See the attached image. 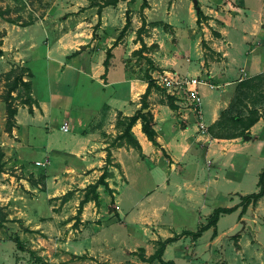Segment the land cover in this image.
I'll use <instances>...</instances> for the list:
<instances>
[{"label":"rangeland","instance_id":"1","mask_svg":"<svg viewBox=\"0 0 264 264\" xmlns=\"http://www.w3.org/2000/svg\"><path fill=\"white\" fill-rule=\"evenodd\" d=\"M110 1L113 0H0V22H8L6 19H12L15 23L9 22L10 24L20 25L21 27L35 23L40 24L31 27L28 32L16 33L25 40H28L29 37L34 38L36 47L28 51L25 49L24 52L27 54L28 60L23 66L26 70L24 80L29 81L30 88L21 85L12 95L14 97L13 103L17 107L32 106L33 101H35L32 95L33 90L36 98L38 97L41 101L46 100L47 105L49 104V113L46 114L44 119L32 122L31 126L22 127L20 132L21 139L24 140L23 143L25 144V146H22L21 153L25 157L22 162L27 166L23 167L29 176L28 180L31 184L41 182L44 190H48V186L42 183L45 172L52 179L55 174L62 175L63 162L67 165H72L73 162L64 159L62 152L56 151V149L65 147V143L71 142L74 133L71 118L66 117L65 112L73 113L74 109H79L86 113L89 109L99 106L101 100L106 98L110 91V88L107 89L108 93L104 91L103 86L98 83L99 80H92L90 76L84 73L75 74L71 68H66L63 71L69 57L64 53L61 54L58 58L60 62L57 64L49 60L47 47L51 42L52 48H55L58 35H63V32L69 33L70 29L79 25L85 31L81 34L85 39V33L90 30L96 33V37L102 36V44H99L98 47L95 46L90 50H86L91 43L82 44V46H85L83 49H81L82 46L79 48V50H84L81 56L82 59L93 57L95 63L100 65L108 57L109 47L107 44L109 42L113 48L119 46L118 55L124 57L127 50L125 47L129 48L134 42H138L136 38L137 30L142 25L141 6L143 0H120L116 4L109 5ZM249 1L250 7L246 11L247 13L240 16L239 14L233 15L228 11V14L221 18L219 15H205L204 12L198 16L193 0H148V3L151 2L152 5L149 4V7L144 9L148 25L142 36L144 40H148V43L152 44L141 54L133 52L131 61L136 62L135 64L140 68L143 77L148 69L154 74L164 70L177 73L173 68L158 67L155 69V64H151L147 58L152 57L151 53H157L156 58L159 64L170 65L173 63L176 67L178 66L177 70L180 72L178 74L183 75L181 68L185 70L187 64L192 67L198 66L200 63L199 53L200 55L203 54L202 56L207 62L215 59V52L206 42L201 40V38H204L203 34L205 33L202 32V28H207L205 31L209 33L210 30L209 35L215 36L213 29L224 26L221 20L226 23L225 27L229 31L228 40L233 44L230 50L238 51L241 42L240 35L237 32L238 26L251 28L253 21L259 18L255 10L259 8L256 3L260 4L261 0ZM199 5H201V2H199ZM204 5L205 9L215 7V3L210 0L204 1ZM170 8L177 14L175 20L184 22V31H182L184 33L173 30L165 22L170 21L167 14ZM2 12L4 15L1 14ZM127 17L131 19V25L122 35L121 31ZM196 17L197 19L199 17V23L194 22L193 18ZM102 25H105L103 30ZM259 32L252 39L254 44L264 41V27ZM150 37L153 38V42L149 40ZM160 42L163 47L162 51L159 49ZM138 45L140 47L141 43L139 42ZM249 46L250 44L243 43L242 52L240 53L244 59L247 57L244 52ZM237 53L239 55V52ZM53 55H55V52ZM9 57L12 59L10 54ZM187 57H190L192 62H187ZM2 58L4 59V56ZM108 59L109 62L111 57H108ZM1 61L0 100L3 102L2 105L6 112L4 96L12 83V80L7 79V75L11 73L13 77L20 70L17 68L18 65L10 67V61L6 59ZM115 62L117 65L113 70V74L117 77L121 72V63L120 60ZM240 65L243 66V63ZM5 67L9 69L6 72H4ZM131 68H133V65ZM133 70L136 69L133 68ZM1 71L3 72L1 73ZM240 75H243V71L237 68L231 80ZM260 75H264V72ZM256 77L253 76L243 82L236 83L233 99L237 95L238 98L235 107L230 114H226L222 121L215 125L214 133H238L241 126L230 120L232 115L240 113L246 117L250 109L264 111V77L260 79H256ZM200 80L203 82L199 84V91L203 100L202 104L205 106V97L208 98L211 93L214 94L219 91L216 84L211 83L215 85L214 88L205 84L204 79L200 78ZM242 83L245 84L242 85ZM229 87L222 84L219 86V90ZM153 89L171 105L175 106L176 101H178L184 102L187 107H193L189 105L187 100L170 95L157 84ZM65 119L72 123H69L71 126H69L68 132H65L61 127ZM119 123L124 122L120 121ZM3 128H6V120ZM207 131L210 132V127ZM50 135L55 144L52 150H46L45 146L51 138ZM46 158L50 162H47L45 166L35 165L36 160L44 161ZM208 160L211 163L209 165L207 164ZM218 162V158L213 156L202 158L200 164H202L201 167L205 169L207 174L209 173L208 176L214 178ZM252 164L249 175L244 179L246 186H248L245 190H248L249 193L257 192L256 187L260 170L264 167V164L260 165L261 163L257 160H254ZM24 169L20 171V174L25 173ZM9 170L13 173L16 169L9 168ZM29 170L38 172L36 174ZM189 171V173H192V169ZM129 173L137 178L138 173L133 165H131ZM191 176L189 175L187 179H192ZM164 179L165 175L162 169H158L150 178V182H143V179H140L130 188L131 190L126 189L123 192L125 194L123 198H117L119 203L116 200L117 192L114 194L101 185L98 188L101 195L100 204L96 205L94 201H91L87 204V208L85 207L86 204L84 205L82 213L78 211L79 203L87 192L85 188L88 184L82 189H77L78 183L73 184L72 182L71 185L73 186H68L62 180L58 184L54 183L53 185L58 187L56 196L44 199L45 195H42L40 197L41 201L37 199L39 197H36L31 207L41 212L44 202L47 209L52 203H55L60 205L57 210L61 212L64 210L63 204L68 202L69 204L64 210V216L48 221L49 218L44 213L40 215L45 217L44 219L40 217L33 219L32 217L33 221L20 223L18 219L14 218L6 222L4 227L0 229V264H151L143 261L142 255H145V251L154 254L159 248L157 238L162 240L169 235L179 237L177 243L170 244L166 255V259L173 260L176 264H217V260L219 264H264V201L260 204L258 210L247 216L251 218L254 215L258 219L255 228L251 229L249 225L242 222L243 219L239 217L241 212L234 211V213L225 215L219 224L221 231L228 230L237 222L238 225L236 229L230 232L231 235L224 237L216 247L212 248L209 245L212 235L211 229L205 230L197 238H194L192 234L182 235L184 231H198L206 220L202 213H205L208 208L215 209L229 202V194L226 196L225 194L232 191V188L228 184L219 181L207 185L206 196L198 194L194 202L186 203L184 199H177L172 203L168 202V212L161 216L157 226L156 224L143 225L140 222L139 215H133L132 217L130 215L127 219H121L117 214L115 215V212L120 208V212L125 216L131 209V203L142 198ZM69 187L75 191L66 201L63 195L70 191ZM170 190H172L171 187ZM155 192L157 191L155 190ZM161 193L164 194L161 191L157 192V197L162 196ZM27 197L32 198L29 195ZM112 198L114 199L113 204H111ZM104 200L107 201L108 205L105 204ZM0 203H2V200H0ZM230 204H235V202ZM201 209L202 213L199 212ZM84 211L86 212L84 217L88 218L86 222L82 221ZM170 211L174 214H170ZM254 229L257 232H254ZM238 233L239 236L237 237ZM155 236L156 240H151ZM239 237L241 238L240 243L244 254L237 252L240 248L238 244ZM17 238L21 244L18 243ZM129 251L135 252L129 253ZM132 260L136 262H132ZM155 262V264H161L158 260Z\"/></svg>","mask_w":264,"mask_h":264},{"label":"crops","instance_id":"2","mask_svg":"<svg viewBox=\"0 0 264 264\" xmlns=\"http://www.w3.org/2000/svg\"><path fill=\"white\" fill-rule=\"evenodd\" d=\"M197 1L198 6L200 7L199 10L204 12L205 15H219L221 18L227 15L228 11L233 15L239 14L242 16V14L247 13L246 11L249 10L248 7H250L249 0H210L215 3V7H207L205 9L204 1L206 0ZM199 2H201V5H199ZM149 4L152 5L151 2H149ZM256 6H259V8L256 7L257 10H255L259 15V18L253 21L252 27L249 28L248 26L244 27L239 25L237 28V32L241 38L238 51L230 50V48L233 47V44L228 40L229 31L225 27L226 23L221 20V23H223L224 26L213 29L215 31V36H210L209 33L211 31L209 30V33L205 31L207 28H202V32L205 33L203 34L204 38H201V40L206 42L215 52V59L208 60L207 62L202 56L203 54L200 55L199 53L198 56L200 63L198 66L192 67L187 64L185 70L181 68L183 75H187L191 78L199 77L204 79L206 82L205 84L213 83L219 86L222 84L227 87L230 86L223 90H219L218 86L217 90L219 92H215L214 94L211 93L208 98L205 97L206 103L205 106L203 104L201 105L200 113H197L192 107H187V104L184 102L176 101V105L171 106L167 101L163 100L162 96L154 91V89L152 90L148 97V110L153 114L154 128L157 131V140L160 146H155L147 138L146 134L142 131L141 120H138L131 130L141 148L134 147L121 140H117V144L114 146L112 145L115 138L123 132L125 127L124 123L120 124L119 122L124 121L125 117L134 115L135 112L142 107L141 97L148 87V82L145 76L143 77V73L140 72V68L137 67L135 61H131V58H133L131 57L132 53L141 47L138 45L139 42H134L129 48L125 47L127 50L124 57L118 55L119 53L117 51L119 50V46L113 48L109 42L107 46L111 48L112 56L109 61L108 71L106 72L104 62L98 65L93 60V57L82 59L81 56L84 50H79L84 43H91L86 50H90L95 46L98 47L99 44L101 45V35L96 37V33L90 30L85 33V39L81 36L85 31L79 27V25L70 29L69 33L63 32V35H58L55 48H52L51 42L49 47H47L49 60L58 64L60 62L58 58L64 53L69 58L64 65L63 71H65L66 68H71L74 70L75 74L84 73L90 76L92 80H99L98 83L103 86L104 91L108 93L107 89L109 88L110 91L106 98L101 100L99 106L89 109L86 113H83L79 109H74L73 113L65 112V116L71 118L70 121L73 123L74 133L71 137V142L65 143V147L58 150L56 149V151L62 152L64 154V159L73 162L72 165H67L63 162L64 168L62 170V175L55 174L52 179H50L47 172H42L45 175L42 179V183L48 186V190L43 189L41 182L37 181L38 184H31L28 180L29 176L26 174L23 167L26 165L22 162L25 157L22 155L21 149L25 144L23 143L24 140L21 139L20 132L22 127L26 125L31 126L32 122L44 119L46 114L49 113V104L47 105L46 100L41 101L38 97L36 98L33 90L32 95L35 101H33L32 106L17 107L15 105V107H17L15 125L11 131H7L6 128H3L7 115L2 105L3 102L0 100V110L2 108L0 111V148L5 153V170L0 173V200H2L1 204L6 206L9 220L16 218L20 223H23L33 221L32 217L33 219L37 217L44 219L45 217L40 216L44 213L47 214L49 218L48 221L57 219V217L62 218L65 214L64 210L69 204L68 202L63 204L64 210L61 212L60 210H57L58 206H60L59 204L56 205L55 203H52L47 209L44 202L43 210L38 212L37 209L31 207L32 203L35 202L34 199L39 197L37 199L41 201L40 197H42V195H45L44 199L55 197L58 187L53 184H58L61 180L68 186H73L71 185L72 182L73 184L78 183L79 185H77V189H82L87 184L95 183L103 173L105 166H107L112 173L111 176L107 178V182L109 188L114 190V194L116 192L117 194L119 193L118 195L116 194V200L118 203L119 199L123 198L125 195L123 192L126 189L131 190L130 188L140 179H143V182H150V178L158 169H162L163 174L165 175L164 181L157 185L153 190L147 192L142 198L131 203V209L125 214V216L120 212L119 208L118 211L115 212V215L117 214L121 219H127L130 215L131 217L133 215H139L140 222L143 225L147 226V224H156L157 226L161 216L168 212V202L172 203L177 199H184L186 203L194 202L198 194H202L204 197L206 196L207 185L211 184V182L217 181L228 184L232 188V191L225 194V196L229 194V202L218 207H234L238 205L241 202L242 196L250 194L248 190H245L248 186H246L247 184L244 179L249 175L253 161L257 160L261 163L260 165L264 164V119L261 118L250 128V130H248V140L243 139L242 136L235 138H215L207 130L219 120L222 111L231 103L235 95L236 83L241 82L239 79L244 77L243 80H245L264 72V41H259L255 44L252 41L253 37L257 36L258 33H260L259 31L262 30V27H264V0H261L260 4L256 3ZM252 11L254 10L252 9ZM196 12L198 13L199 11L196 9ZM167 14L170 17V21H164L171 26L173 30L177 32L184 31V22L175 20L177 14L174 10H171L170 8V11ZM193 20L196 23L198 19L196 17L193 18ZM38 25L40 24L35 23L21 27L20 25L10 24L9 22H0V31L3 33L2 49L4 51H9L10 56H12V59L9 57L8 60L10 61V67L13 65L23 67L28 61L27 54L24 53L25 49L28 51L29 49L36 47L34 38L29 37L28 40H25L16 33L28 32L31 27ZM104 26L105 25H102V30L105 28ZM132 38H134V36H132ZM149 40L153 42L152 37H150ZM144 41L149 48L152 43H148V40ZM244 42L250 44L248 49L244 52L247 59H244L240 53L242 52ZM162 48V43L160 42L159 49L162 51ZM54 52L55 55H53ZM237 52H239V55ZM156 54L157 53H151L152 57H149L153 61V64H155V69L158 67H167L173 68L177 73H180L177 70L178 66L176 67L173 63H168L170 65L159 64L157 62ZM3 56H0V60L2 61L6 59L5 57L3 59ZM116 60H120L121 63V72L117 77L113 74V70L117 65L115 62ZM186 61L192 62L190 57H187ZM241 63H243V66L240 65ZM132 65L136 70L131 68ZM237 68H240V70L243 71V75L231 80L235 75ZM8 70L9 69L5 67L4 72ZM155 71L157 72V70ZM2 72L3 71H1V73ZM150 73L151 75L154 74L152 71H150ZM71 122L65 119L62 122L61 127L64 123L71 126ZM201 122L206 126L204 130L201 129ZM50 137V140L45 146L46 150H52L55 144L51 135ZM108 150L111 151L112 161L111 164L107 165L106 160ZM213 156L217 157L219 160L214 178L208 176L209 173L207 174L205 169L201 167L202 164H200L202 158ZM46 160L47 162H50L48 158H46ZM44 161L36 160L35 165L41 166L38 165L37 162ZM207 164H211L210 160L207 161ZM131 165L134 166L138 173L137 178L129 173ZM9 168H14L16 170L11 173ZM23 169L25 173L20 174V171H23ZM191 169L192 173H189V170ZM29 171L35 173L38 172L35 170ZM261 171L262 170H260V173ZM189 175H192L191 177H193L190 180L187 179ZM170 187L172 190H170ZM63 188L64 187L62 186V189ZM256 188L257 191H259L258 182ZM69 190L74 189L69 187ZM155 190L157 192H164V194L161 193L162 196H159V198L157 197V192H155ZM28 195L32 196L33 199L27 197ZM68 200L69 199L66 201ZM75 200H77V198H75ZM263 201L264 196L259 199L255 205L250 204L246 213L241 217L239 216L240 219H243L242 222L245 225H249V228L251 229L257 226L258 219L254 215L251 218H248L247 216L253 211L258 210ZM232 202H235V204H230ZM89 203H91V201L86 203V208ZM105 204L108 205L107 201ZM205 207L207 208V206ZM213 210V208H208L205 213L201 212L202 209L199 210V212H201L206 218L203 225L207 224L208 218ZM236 211L241 212V207L235 210V212ZM171 213L174 214V212L170 211V214ZM231 213H234V211ZM85 214L86 212L84 211L82 215L83 222L88 220L87 217H84ZM227 214L230 213L221 214L217 222L216 236H213L214 228H209L212 230L209 243L212 248L216 247L224 237L230 236V232L236 229L238 225L237 222L228 230L221 231L219 229L220 221ZM254 232L257 231L254 229ZM173 236L175 235H169L168 237ZM238 236L239 233L237 234V237ZM168 237H165V239ZM151 240H156V236L151 238ZM158 240L159 239L157 238V241ZM177 241H179V239L166 246L163 254V259L165 261H173L166 259V255L170 244L177 243ZM240 241L241 238L239 237L238 244L240 245V248L237 252L244 254ZM131 252L134 253L135 251H129V253ZM152 254L153 253L149 254L148 251H145L144 256L149 257ZM155 261L153 264L156 263ZM132 262L136 261L132 260ZM217 264H219L218 260Z\"/></svg>","mask_w":264,"mask_h":264},{"label":"trees","instance_id":"3","mask_svg":"<svg viewBox=\"0 0 264 264\" xmlns=\"http://www.w3.org/2000/svg\"><path fill=\"white\" fill-rule=\"evenodd\" d=\"M119 1L120 0H113V1H110L108 4L109 5L116 4ZM147 7H149L148 0H143L142 6H141L142 25L137 30V38H136L137 41L141 43V47L135 51L136 53H140V54L143 53L145 51V49L148 48V46L145 43L144 38L142 36L144 31L147 28V25H148L146 15L144 13V9ZM1 14L4 15L3 12ZM197 15L198 16L202 15V11L199 10ZM99 16H100V14H99ZM6 21L11 22V23H15L14 21H12V19H6ZM130 22H131V19L129 17H127L126 23H125V25L121 31L122 35L128 30L129 26L131 25ZM197 22L198 23L200 22L199 17H198ZM2 36H3V33L0 31V56L4 55V50L2 49V44H3ZM111 56H112L111 55V48H109L108 57H111ZM108 57L104 61L106 72L108 71V66H109ZM147 59L149 60V62L151 64H153V61L149 57ZM17 68H19V70H20L19 73H17L13 77L11 76V73H8V75H7V79L12 80V83L8 87L6 94L4 96V101L6 102V115H7L6 130L7 131H11L13 126L15 125V116L17 114V107H15V105L13 103V99H14V97L12 95L13 92H15L21 85H24L25 87L30 88L29 81L24 80V75L26 73V70L24 69V67H21V66H17ZM256 76H257L256 79H260V78L264 77V75H260V74L256 75ZM11 77H12V79H11ZM145 78L148 82V87H147L145 93L141 97L142 107L139 110H137L134 115H132L130 117H125V120L123 121L124 125H125L124 130L121 134H119L115 138V141L112 144L113 146L117 144L116 143L117 140H121V141H125L129 145H132V146L137 147V148H141L139 142L137 141V139L133 136V134L131 132L132 127L136 124V122L138 120H141L142 131L146 134L147 138L155 146H160V144L157 140V131L154 128L153 114L151 113L150 110H148V108H149L148 97L156 85V83L154 82L152 75L150 73V69H148L146 71ZM243 81H241V82H243ZM244 84L245 83H242V85H244ZM237 96H235V99H233L231 101L229 106L225 110L222 111L221 117L219 118V120L210 127V133L213 137H215V138H235V137H241V136L243 137L244 135L249 134L248 130H250V128L255 123H257L261 118L264 119V111H260L259 109H250L249 114L246 117H244L240 113H236L235 115H232L230 117V120L234 124H238L241 126L240 132L233 133V134L214 133L213 129H214L215 125L217 123H220L222 121V118H224V116H226V114H230L232 112L233 108L235 107L236 99L238 98ZM246 96H248V95L246 94ZM171 106H174V105L172 104ZM30 110H31V108H30ZM4 156H5V153L0 148V173L4 172V170H5L4 169V165H5ZM106 162H107V165L111 164V151L110 150H108ZM111 174L112 173L109 171L108 167L105 166L103 173L100 175V177L97 179V181L95 183L89 184L85 188V190L87 192L79 203V208H78L79 213H82L84 205L89 201H94L96 203V205L100 204V196L101 195H100L98 188L101 185H103L106 190H109L112 192L114 191V190L109 188V185L107 182V178H109L111 176ZM258 186H259V191L242 196L241 202L238 205H236L234 207H218V208H215L214 211L212 212V214L209 216L207 224L202 225L198 229V231H196V232L184 231L182 233V235L192 234L194 238H197V237L201 236V234L205 230L213 227L214 228L213 236H216L217 235V222H218L221 214L231 213V212L237 210L239 207H241L240 217L243 214H245L247 211V208L250 204L255 205L259 201V199H261L264 196V167H263V169L259 175ZM74 191L75 190H70L65 195H63L65 200L69 199V196L74 194ZM113 203H114V199L112 198L111 204H113ZM8 215L9 214L7 212L6 206H4L0 203V229L4 227L6 222L10 221L8 218ZM178 238H179L178 236H173V237H168L164 240L163 239L158 240L157 241V243L159 244L158 250L154 254L150 255L149 257H145L144 255H142L143 261H147V262H150L152 264L155 260H158L161 264H175L174 261H165L163 259V254H164V251L166 249V246L169 243L177 240ZM17 241L19 244H21L18 238H17Z\"/></svg>","mask_w":264,"mask_h":264},{"label":"built area","instance_id":"4","mask_svg":"<svg viewBox=\"0 0 264 264\" xmlns=\"http://www.w3.org/2000/svg\"><path fill=\"white\" fill-rule=\"evenodd\" d=\"M152 78L154 82L162 89L166 90L167 93L187 100L189 105H192V108L197 113H200L202 100L199 91V84L203 81L200 80L199 77L191 78L189 76L164 70L162 72H157V74H153ZM243 79L244 77H241L239 80L242 81ZM204 83L206 82L204 81ZM208 85H210V87H215V85L211 83H208ZM218 86L219 85H217V88ZM200 126L203 130L206 128L202 122L200 123ZM62 129L68 131L69 125L64 123ZM46 163L47 161L37 162V164L41 166H45Z\"/></svg>","mask_w":264,"mask_h":264},{"label":"water","instance_id":"5","mask_svg":"<svg viewBox=\"0 0 264 264\" xmlns=\"http://www.w3.org/2000/svg\"><path fill=\"white\" fill-rule=\"evenodd\" d=\"M193 3H194V6L196 7L197 11H199L200 7L198 6V1L197 0H193ZM85 48V46H82L81 49ZM4 57L9 60V51L5 50L4 51ZM243 139H246L248 140L249 139V136L248 135H244L243 136Z\"/></svg>","mask_w":264,"mask_h":264}]
</instances>
